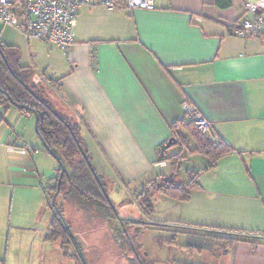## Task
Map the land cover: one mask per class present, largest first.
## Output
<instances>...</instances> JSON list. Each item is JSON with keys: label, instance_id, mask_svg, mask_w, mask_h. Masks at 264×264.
I'll list each match as a JSON object with an SVG mask.
<instances>
[{"label": "crops", "instance_id": "1", "mask_svg": "<svg viewBox=\"0 0 264 264\" xmlns=\"http://www.w3.org/2000/svg\"><path fill=\"white\" fill-rule=\"evenodd\" d=\"M242 1L230 0L224 9L214 0H155L148 10L83 7L68 52L30 40L29 64L21 45L0 38L19 49V64L34 71L35 82H46L80 123L95 171L97 157L111 172L104 175L121 186L141 189L168 176L176 135L186 143L194 139L184 126V104L198 109L216 139L233 151L207 169L206 157L190 155L205 158L198 169L200 189L184 202L162 196L177 213L158 223L177 233L194 232L218 256L215 264H264V28L259 38L229 34L243 16ZM31 118L15 106L0 112V264H7L9 250L17 256L14 246L26 231L36 241L42 196L52 184L43 183L47 172L26 143ZM180 204L185 207L178 210ZM52 216L49 207L44 241ZM210 230L233 237L232 245L212 243Z\"/></svg>", "mask_w": 264, "mask_h": 264}, {"label": "rangeland", "instance_id": "2", "mask_svg": "<svg viewBox=\"0 0 264 264\" xmlns=\"http://www.w3.org/2000/svg\"><path fill=\"white\" fill-rule=\"evenodd\" d=\"M243 6V1H242ZM0 38L8 43L13 42L21 45L24 49V62L30 63V55L28 51V42L23 38L21 30L13 27L0 26ZM31 48L39 47L37 43L31 42ZM51 89H48L49 100L54 105L57 112L64 114L77 121L70 113L65 112L59 104L55 96L52 95ZM13 109V108H12ZM5 107L0 106V112L3 113ZM29 133L26 136V143L33 147L32 156L35 155L40 159L46 175L41 179L43 183L51 184V178L55 174L57 162L47 152L41 149V142L34 130V118L28 120ZM24 146V145H23ZM26 146V145H25ZM195 147L194 139L189 137L188 143L183 146H176L173 151L174 155H180L179 160V177L178 182H186L185 172L187 170L197 171L204 166L205 158L200 156L198 158L189 159L190 150ZM31 151V150H30ZM172 152V151H171ZM94 156V155H93ZM47 159V161L44 160ZM194 160V161H193ZM94 166L101 175L104 182L108 199L113 203L116 217L108 220L97 217L93 212L86 214L82 210L73 208L67 209V218L72 223L73 235L84 254V259L87 264H138V260L134 259L133 247H136V254L141 263L144 264H215L218 256L210 251L209 247L201 246L204 242L197 237H190L183 233L174 232L172 229L165 226H157L150 224H140L139 221L160 222V218H165L176 214L174 207H168L163 202L161 195H156L153 204L155 211L147 215L144 213L137 200V194L141 189L135 185L121 186L115 183L113 178L108 179L110 172L109 168L103 170V162L97 157H94ZM36 162V160H35ZM219 167H223L221 164ZM105 169V168H104ZM107 176H105V175ZM115 180V179H114ZM59 197V196H58ZM10 195L7 199L9 202ZM3 199V198H2ZM5 200V199H3ZM42 196L44 207L39 210L38 223L36 226L40 229L39 236L32 244L33 235L26 231L17 240V245L14 247L19 251L16 257H12V253L8 251L7 264H12L13 260H17L21 264H30L29 256L33 264H84L79 257L77 248L71 242L61 241H44L43 236L46 232V225L44 222V215L46 216L49 210V201ZM5 205V204H4ZM182 204L176 207L178 210L184 208ZM44 208V209H43ZM5 209V208H4ZM194 212V211H193ZM192 212V213H193ZM7 215V213H6ZM90 215V216H89ZM95 215V216H93ZM120 219H131L133 222H119ZM68 220V221H69ZM123 224V228L121 227ZM127 233L129 242L125 239L124 232ZM32 238V239H31ZM11 240V239H10ZM11 246L12 242H9ZM132 243V244H130ZM33 245V247H31ZM133 247H132V246ZM202 247L197 250V247Z\"/></svg>", "mask_w": 264, "mask_h": 264}, {"label": "trees", "instance_id": "3", "mask_svg": "<svg viewBox=\"0 0 264 264\" xmlns=\"http://www.w3.org/2000/svg\"><path fill=\"white\" fill-rule=\"evenodd\" d=\"M214 4L224 9L230 5V0H214ZM1 53L4 57H2ZM19 60V49L15 46L4 45L0 41V106L8 108L14 106V103L19 110H28L31 115L33 113L38 114V132L46 146L54 152L58 160L56 161L55 159L57 168L55 169V175L51 178L52 184L46 188L48 191H46V198L48 201L52 198L58 188L57 180L60 177L57 197L60 196L63 200V203L58 206L57 197L55 198L56 211L53 210V216L49 224L50 231L46 236V240H60L61 244L71 242L76 248L69 234V232L73 234V228L72 223L67 218V209L72 206L75 209L84 211L86 214L95 210L93 213L98 215L97 217L108 220L116 217L113 203L103 190L105 184L102 177L95 171L92 160L88 155L85 143L81 137L80 123L57 112L49 100L48 89L50 90V87L48 85L45 86L46 82H43V84V80L35 82L33 79L34 71L29 67L21 66ZM47 83H50L56 89L54 81L49 80ZM184 126L196 142V147L190 151V154L202 155L209 161V165L203 169L214 166L217 160L232 153L233 149L225 141L207 137L200 133L190 121ZM174 128L172 127L173 131ZM176 136L177 141L175 144L186 145L184 137ZM41 149L47 152L42 145ZM163 150H160L161 154L159 157L163 156ZM180 159L181 156L178 154L169 157L171 163L170 174L148 181L137 194L136 201L141 210L147 215L154 212L153 201L156 195L184 202L189 199L194 190L200 189L199 174L201 170H187L185 172L186 182H178V163ZM59 162L64 167L62 173ZM60 216L64 218L66 225L63 224ZM121 221L124 224L125 222H133L131 219L123 218ZM138 223L172 227L158 222L139 221ZM120 225L123 228V224L120 223ZM187 229L194 230L191 228ZM207 232H210L208 239L212 243L224 248L231 246L234 241L233 237H222L219 235V233L222 234L220 231L210 230ZM123 233L125 239L129 242L130 239L127 233L125 231ZM187 234L190 237H197L194 236V232H187ZM245 236L249 237V235ZM197 238L201 239L200 237ZM201 246L205 245L202 244ZM201 246L197 247V250H201ZM132 249L135 255L134 259L138 260V264H144L138 259L136 247Z\"/></svg>", "mask_w": 264, "mask_h": 264}, {"label": "built area", "instance_id": "4", "mask_svg": "<svg viewBox=\"0 0 264 264\" xmlns=\"http://www.w3.org/2000/svg\"><path fill=\"white\" fill-rule=\"evenodd\" d=\"M95 4L109 11L117 8L148 10L154 8L155 0H0V26L19 29L26 41H42L67 53L75 41L73 25L79 12ZM243 9V16L228 27L229 34L242 38L261 37L264 0H243ZM22 114L30 116L25 109ZM184 116L200 133L216 138L210 123L196 107L184 104Z\"/></svg>", "mask_w": 264, "mask_h": 264}, {"label": "water", "instance_id": "5", "mask_svg": "<svg viewBox=\"0 0 264 264\" xmlns=\"http://www.w3.org/2000/svg\"><path fill=\"white\" fill-rule=\"evenodd\" d=\"M1 55H2V57H4V55H3L2 53H1ZM13 105H14L15 107H18V106H17L16 104H14V103H13ZM33 118H34V130H35V133H36V135L38 136V139L40 140L42 146L44 147V149L47 150V152H48V154H49L50 156H52L54 159H56V161H58L56 155L54 154V152H53L50 148H48V146H46V144L44 143L42 137L40 136V134H39V132H38V114L33 113ZM59 167H60V169H61V173H62V171L64 170V167H63V164H62L61 162H59ZM99 183H100V182H99ZM59 184H60V177H59L58 180H57L58 188H57L56 192L53 194L52 198L49 200V206H50V208H51L52 210H54V211H56L55 198H56L57 195H58ZM113 209H114V206H113ZM114 211H115V209H114ZM60 219H61V221L63 222V224H65L64 218H63L62 216H60ZM118 221L121 222V219L118 218ZM65 225H66V224H65ZM69 234H70L71 238L73 239V241H74V243H75V245H76V248H77V250H78V253H79L80 257H81L82 262H83L84 264H87L86 260L84 259L83 253H82L80 247L78 246V243H77V241H76L74 235H73L71 232H69ZM130 244H132V243H130ZM131 246H132V245H131ZM132 247H133V246H132Z\"/></svg>", "mask_w": 264, "mask_h": 264}]
</instances>
